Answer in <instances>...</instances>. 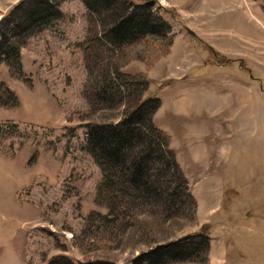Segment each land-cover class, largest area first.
Masks as SVG:
<instances>
[{"label":"rangeland","instance_id":"374dc122","mask_svg":"<svg viewBox=\"0 0 264 264\" xmlns=\"http://www.w3.org/2000/svg\"><path fill=\"white\" fill-rule=\"evenodd\" d=\"M43 1L0 0V32L16 45L0 56V264H151L137 258L180 239L182 256L159 264H209L206 222L162 141L131 149L148 188L120 182L118 167L107 185L88 141L91 127L128 115L142 89L134 73L147 79L142 99L160 101L157 128L214 152L207 176L225 185L217 213L228 216L233 199L243 211L216 232L234 237V221L238 237L259 231L246 220L258 206L264 216V0H126L149 1L168 27L120 44L104 35L129 9L124 0H49L53 14L28 17ZM136 125L147 133V121Z\"/></svg>","mask_w":264,"mask_h":264},{"label":"trees","instance_id":"16d2710c","mask_svg":"<svg viewBox=\"0 0 264 264\" xmlns=\"http://www.w3.org/2000/svg\"><path fill=\"white\" fill-rule=\"evenodd\" d=\"M31 1L32 0H27L28 3ZM46 1L47 2L43 1L42 8L36 9V7H34L33 10L29 8L28 17L31 19H38L41 15L40 12L42 11V14L45 13V15L53 14L52 2L49 0ZM96 1L95 3H97ZM98 1L99 6L97 7L111 8V2L114 0ZM85 2L88 3L89 7H95L92 6L91 0H85ZM123 2H125L127 5L131 4L126 0ZM160 18L161 17H157V19L154 18V13L151 9V4L149 1L142 4H131L125 13L113 21L111 27L106 30V35H104V38L107 39V42H110L109 44H120L131 41L134 38L136 39L138 37H142L146 33L156 34L158 32V26H166L164 21ZM154 19H156V21ZM166 27H168V25ZM11 43L6 38V36L0 32V56H3L5 53L9 54L11 50L14 51V54L16 53V45ZM168 43V45H171L172 39H169ZM7 49H9V51H6ZM114 70H116L114 72L117 73L118 67L114 68ZM131 78L134 79L135 86H141L142 89H139L138 91L136 89V93L133 92L135 94L134 101L132 103H127L128 115L122 118L120 123L117 122L115 124H105L106 129L101 127L96 128V126H93L88 131V141L89 143L91 142L94 144L93 152H101L104 157V173L105 178H107L106 184L109 185L113 183V172L114 169L118 167L125 171L120 182L126 183V181H128L129 184H136L138 187L148 188L146 181L143 179L147 176L146 165H144V161L140 155H136V153H134L131 149L133 146H135V144H141L142 142L143 144L144 142L152 143V139H159L162 141L164 151L166 154H168L171 160L169 161V165L173 166L175 173L181 177V179L179 178L180 182L182 180V182L186 184L187 179L176 162L174 151L169 147L168 134L164 130L157 128L152 121V115L160 105L159 99L155 97L142 99L143 90L148 86L147 79L140 73H134ZM141 121H147L148 123V131L145 134H143V132L140 130V127H137L136 125L140 124ZM103 130H107L105 135L102 133ZM157 155L158 158L162 157L160 154ZM110 170H113V172L111 173ZM186 195L195 204V200L189 191L186 193ZM204 227H206L207 230L206 225L202 227L200 230L201 232ZM184 242L185 241H183V239H180L175 242H171L168 245H159L149 252L141 254L137 259H139V262L159 264L164 260L180 258L183 253L181 250H176L175 247L178 246V244ZM202 243L207 249L208 237H206V235L202 238Z\"/></svg>","mask_w":264,"mask_h":264},{"label":"crops","instance_id":"0c3cea01","mask_svg":"<svg viewBox=\"0 0 264 264\" xmlns=\"http://www.w3.org/2000/svg\"><path fill=\"white\" fill-rule=\"evenodd\" d=\"M170 4L176 6V3L172 1H170ZM172 38L173 44L175 45L176 39L182 40L181 38H183V36H174ZM255 92L257 93L258 91ZM261 92L262 91H260V94ZM160 127L162 128V126ZM163 130L165 129L163 128ZM166 133L169 136V145L174 151L176 162L190 184V192L196 201L197 216H203L202 221H205V224L207 225L209 241L207 255L209 264H264V231L262 232L264 222H259L260 220L264 221V216H261L260 214L261 207H256L254 209L255 215L249 216V219L246 220V222H252L257 227H260V229L258 228L259 231L256 230L248 237H238L237 229L239 225L234 221V237H221L216 232L217 224L224 218L232 223L233 219L237 216V213H242L243 211L239 210L237 212L235 210L233 199L229 205L231 210L228 216L221 217L217 213L225 185L220 182V180H218L217 185H213V178L209 179L207 176L209 175V169H211L214 152L204 144L197 146L196 143H189L187 139L185 143H179L178 139L176 141L174 139V135L176 134H170V132L168 133L167 131ZM183 147L184 150L182 149ZM202 163L209 164L207 169L198 168ZM254 175L255 173H252V176ZM205 178L207 179L204 180ZM226 184L229 189H232L233 183L231 181H227ZM250 189L251 188H246V190ZM232 190L236 194L242 193V191L236 188ZM255 190V188L250 190V194L256 195L257 192ZM254 200L256 201L257 198H254ZM248 252H252L253 254H247ZM245 255L246 257L253 256L257 259L246 261L241 260Z\"/></svg>","mask_w":264,"mask_h":264}]
</instances>
